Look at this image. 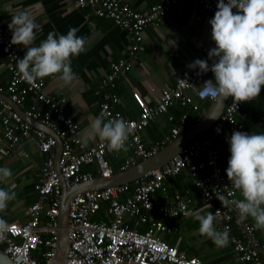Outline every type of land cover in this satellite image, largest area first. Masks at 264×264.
<instances>
[{"label":"built area","instance_id":"1","mask_svg":"<svg viewBox=\"0 0 264 264\" xmlns=\"http://www.w3.org/2000/svg\"><path fill=\"white\" fill-rule=\"evenodd\" d=\"M190 1L201 19L214 17L218 0ZM179 2L159 0L148 9L135 10L120 0H74L77 8L88 10L95 18L111 21L127 37L125 56L109 64L108 72L100 83L102 99L98 104V114L103 113L105 122L123 118L131 129L127 146L133 157L124 161L119 171L155 154L185 128L187 114L174 117L168 114L169 110L187 108L197 112L200 102H210L215 98L205 93L203 86L205 81L214 79L213 74L209 71L197 75L198 68L175 78L172 87L162 88L153 104L146 103L132 91L130 98L136 110L134 118L115 109L118 98L108 91L144 52L143 31L157 28L162 21L179 16ZM209 50L206 47L200 49L203 60L211 66ZM0 57L7 72L6 80L0 84V94H5L25 117L52 131L61 148L57 174L54 171L56 139L26 123L18 112L0 99V135L6 149L13 148L23 137H30L38 153L44 156L39 179L33 186L35 201L27 209L28 217L21 223H7L8 231L0 240V250L13 264H49L57 247L59 180L68 189L95 177L108 178L113 172L105 158L115 151L109 150L107 142L100 139L89 147L85 146L77 124L62 110L64 99L48 93L43 80L30 85L21 79L15 65L21 56L11 44V37L1 19ZM179 80H186L192 86H185ZM232 104L233 99L229 97L209 130L187 143L159 169L132 183L77 194L68 206V249L63 264H204L196 257L178 252L161 238V235L175 232L174 222L189 213L191 198L177 193L169 195L164 186L169 177L181 172L189 174L201 203L216 216L218 230L228 227L230 231L239 233L238 237L229 235L228 243L238 263L264 264V233L258 238L247 219L241 221L234 206L224 205L216 199L217 192L228 200L235 199L237 190L228 181L219 163L220 151L212 146V140L221 136L231 137L235 131L253 134L239 121V118H244L240 110L242 103ZM163 115L172 124L169 132L146 150L140 134ZM85 168H92L94 174ZM155 216L172 223L164 224L162 220H155ZM138 226L144 228L140 230ZM35 253L39 258L33 257Z\"/></svg>","mask_w":264,"mask_h":264},{"label":"crops","instance_id":"2","mask_svg":"<svg viewBox=\"0 0 264 264\" xmlns=\"http://www.w3.org/2000/svg\"><path fill=\"white\" fill-rule=\"evenodd\" d=\"M120 1L135 10H145L159 2V0ZM178 7L179 16L162 21L157 28H147L143 31L144 52L137 62L132 63L127 74L116 80L112 89H108L118 98L119 102L115 109L129 118L136 116L130 98L132 91L137 92L146 103L153 104L162 88L172 87L175 78L186 75L191 70L189 64L197 59H204L201 47L209 49L215 47L211 38L210 20L201 19L190 0H180ZM19 11H28L38 25L32 46H39L50 32L57 36L66 35L72 28L77 29V36L87 40L86 51L71 57L75 79L70 85L60 80L59 75L42 79L48 93L64 99L62 110L77 124L81 139L84 131L90 127L91 119L99 116L98 104L102 99L100 83L108 72L109 64L125 56L128 46L125 32L115 27L109 20L95 18L88 10L77 8L74 0H0V19L10 37L12 31L8 25ZM14 47L22 59L27 49L21 45ZM0 65L2 84L7 78V72L1 57ZM0 99L4 100L1 95ZM203 105L204 103L200 102L201 114L206 110L203 109ZM169 111L178 117L176 111ZM241 114L246 119L245 125L249 132L264 133V87L261 88L260 96L248 103H242ZM166 118V115L161 116L141 132V140L146 150H149L159 137L169 132L171 125ZM98 139L99 137L90 138L86 145L83 144L89 147ZM229 139L230 137L221 136L213 140L214 147L220 151L219 163L225 173L230 156ZM120 152L106 155L105 159L113 172L119 171L124 161H130L133 157L130 149L127 152ZM43 160L44 156L38 153L30 137H23L13 148L6 149L0 135V167H7L12 171L11 180L8 183H0V188L14 191L16 194L7 209L0 213V219L6 223L26 221L27 209L35 201L33 186L39 179ZM85 170L94 174L92 168ZM164 186L169 195L177 193L181 197H190L192 202L187 216L174 222L176 231L170 235H161V238L178 252L196 257L204 264H239L229 244L226 247H217L199 232V221L195 217L207 215L209 212L201 203L189 174L181 172L175 177H169ZM235 199H242L239 191ZM154 218L162 220L163 223L166 221L164 224L172 223L161 217ZM247 222L253 226L257 237H261L264 229H257L251 217L247 218ZM214 226L218 230L219 224L215 221ZM138 228L142 230L144 227ZM229 235L238 237L239 233L231 230Z\"/></svg>","mask_w":264,"mask_h":264},{"label":"clouds","instance_id":"3","mask_svg":"<svg viewBox=\"0 0 264 264\" xmlns=\"http://www.w3.org/2000/svg\"><path fill=\"white\" fill-rule=\"evenodd\" d=\"M209 24L215 44L208 52L212 64L209 66L207 60L197 59L188 65L189 69L198 68L197 75L211 71L214 79L205 81L204 92L221 101L231 97L233 106L254 100L264 87V0H218ZM8 27L12 31L11 44L27 49L23 58L15 63L23 81L32 85L37 80L59 75L66 85L73 82L71 57L85 52L87 44L84 37L77 36L76 28L69 29L66 35L50 32L39 46H32L38 25L28 11L17 12ZM179 81L192 86L186 80ZM130 134L131 129L123 118L105 122L102 113L91 119L81 142L86 145L90 138L99 137L107 142L109 150L127 152ZM228 144L226 176L242 199L228 200L220 192L216 199L234 206L241 221L251 217L257 229H264V133L235 131ZM11 178V169L0 167V183H8ZM15 195L14 191L0 188V213L7 209ZM195 219L199 221V232L217 247L228 245L230 229L217 230L214 214L197 215ZM7 231V223L0 219V240Z\"/></svg>","mask_w":264,"mask_h":264},{"label":"water","instance_id":"4","mask_svg":"<svg viewBox=\"0 0 264 264\" xmlns=\"http://www.w3.org/2000/svg\"><path fill=\"white\" fill-rule=\"evenodd\" d=\"M6 103H8L14 111L18 112L23 120L38 130L45 132L47 135L56 139L54 150V171L59 174L57 167L60 156V142L52 131L45 128L41 124L25 117L22 111L14 104L10 103L7 96L0 94ZM228 99V98H227ZM221 101L220 98H214L209 102L207 109L204 111L201 119L191 124L189 127L180 132L170 143L161 148L155 154L148 158L141 159L137 163L129 166L125 170L113 172L108 178L95 177L87 182L78 183L65 188L63 181L59 180L60 195L58 203V213L56 216V252L49 264H63L68 249L67 241V211L71 200L77 195L87 191L100 190L107 187L132 183L142 178L148 173L159 169L165 165L175 154H177L187 143L196 139L200 134L206 133L214 121L220 116L224 105L227 101ZM0 264H13L8 256L0 250Z\"/></svg>","mask_w":264,"mask_h":264},{"label":"trees","instance_id":"5","mask_svg":"<svg viewBox=\"0 0 264 264\" xmlns=\"http://www.w3.org/2000/svg\"><path fill=\"white\" fill-rule=\"evenodd\" d=\"M204 105H203V109H207L208 105H209V102L208 101H204L203 102ZM173 112L176 111L178 113V116L181 115L182 113H186L187 114V118H186V124H185V128L186 129L187 127H189L191 124H193V121L195 120H199L201 119L202 115L200 111H197V112H192L191 110L187 109V108H178V109H171ZM242 111V105H241V109ZM170 112V111H169ZM192 112V113H191ZM171 113V112H170ZM169 114V113H168ZM172 115V113L170 114ZM174 116V115H172ZM175 117V116H174ZM239 121L240 123L243 125L244 128H247V126L245 125V121L246 119L245 118H239ZM170 125H172L171 123H168ZM150 125V124H149ZM184 129H182L181 131H183ZM248 129V128H247ZM249 131V130H248ZM252 133V132H251ZM254 134V133H253ZM217 138V137H216ZM215 139V138H214ZM213 139V140H214ZM213 140H212V146L214 147L213 145ZM215 148V147H214ZM113 172V171H112ZM156 219H160V216H155ZM164 223H167L166 221H164ZM0 248H1V245H0ZM33 257H36L38 258V254L35 253L33 254Z\"/></svg>","mask_w":264,"mask_h":264},{"label":"rangeland","instance_id":"6","mask_svg":"<svg viewBox=\"0 0 264 264\" xmlns=\"http://www.w3.org/2000/svg\"><path fill=\"white\" fill-rule=\"evenodd\" d=\"M118 153H121V152H118Z\"/></svg>","mask_w":264,"mask_h":264}]
</instances>
